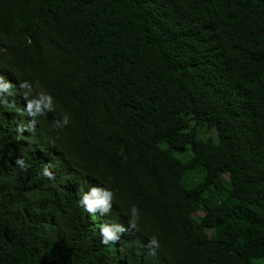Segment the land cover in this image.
Instances as JSON below:
<instances>
[{"label":"trees","instance_id":"16d2710c","mask_svg":"<svg viewBox=\"0 0 264 264\" xmlns=\"http://www.w3.org/2000/svg\"><path fill=\"white\" fill-rule=\"evenodd\" d=\"M0 264H264V0H0Z\"/></svg>","mask_w":264,"mask_h":264},{"label":"clouds","instance_id":"9594fccd","mask_svg":"<svg viewBox=\"0 0 264 264\" xmlns=\"http://www.w3.org/2000/svg\"><path fill=\"white\" fill-rule=\"evenodd\" d=\"M18 163L23 165V161H18ZM95 192H96V189H92V193L95 194ZM105 195H107V194H105ZM81 202L86 205V208L89 211L93 210L94 206H100V205L105 204V200L103 198H101V199H90L88 195H85L82 198ZM99 210L103 213V212L107 211V208L101 207ZM101 234H102V237H104V238L113 237V233H112V231L109 230L108 227H103L101 230Z\"/></svg>","mask_w":264,"mask_h":264},{"label":"rangeland","instance_id":"374dc122","mask_svg":"<svg viewBox=\"0 0 264 264\" xmlns=\"http://www.w3.org/2000/svg\"><path fill=\"white\" fill-rule=\"evenodd\" d=\"M198 136L199 137H207V136H212L213 138L216 139L217 137V132L215 130V128H206L205 126H200L198 128ZM176 155L179 156L180 158L185 159L187 157L185 152H176ZM224 178L227 179L228 178V173H224ZM192 178L195 179V175H192ZM195 216H202L204 214L203 210L197 211L194 213ZM211 233V232H210ZM256 261H263V259H256Z\"/></svg>","mask_w":264,"mask_h":264}]
</instances>
